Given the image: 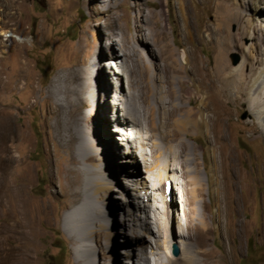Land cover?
<instances>
[{
    "label": "rangeland",
    "instance_id": "1",
    "mask_svg": "<svg viewBox=\"0 0 264 264\" xmlns=\"http://www.w3.org/2000/svg\"><path fill=\"white\" fill-rule=\"evenodd\" d=\"M215 2L216 0H0V119H9L15 131L9 151L12 163L0 168V256L2 251L10 250V263L20 261L21 258L17 259L16 254L21 252L26 264H76L75 243L64 232V217L71 210L69 179L64 171L70 156H74L75 142L70 143L61 138L62 132L58 130L63 121L77 116L84 123L85 137L93 150L90 154L94 160L87 164L96 172V178L105 182V189L114 186V190L104 192L98 188V184L95 186L96 192H91L99 202L101 223L106 227L107 238L111 237L107 249L104 247V237L93 238L91 264H127V257L133 264H139L137 247L129 232L126 233L127 236L119 232V223L122 209L126 205L133 209L136 224H143L145 213L136 209L137 198L132 200V191L128 189L132 182H126V176L113 166L106 149L108 142L104 133L115 136L117 142L131 150L135 149L137 138L121 124L113 125L112 96L116 94L124 100L127 84L124 76H119L121 80L118 74L115 75L116 79L115 76L112 77L105 65L110 62V53H122L123 39L136 43L151 32L162 33V40L158 45L161 49L154 46L153 52H150L134 44L136 52L130 53L127 60L131 79L145 84L149 81L152 84L156 80L154 78L163 74L167 79L180 76L182 68H187L185 63L189 57L190 75L206 82L205 75L211 70L216 50L214 32L232 35L239 23L233 14L234 17H228L224 24L218 26L219 22L214 20L213 13ZM224 2L229 3L230 9L234 10L240 8L242 0ZM135 3L140 4L138 7L142 17L136 15ZM254 6L259 15V36L253 44L257 51L264 52V8H258V4ZM3 32L5 35L2 36ZM109 38L113 42L110 48L107 44ZM239 43L248 46L245 38H241ZM143 55L150 61L142 59ZM226 59L230 65L238 66L241 62L238 49L226 53ZM117 66L115 69L120 71L118 63ZM73 72L82 79H90L84 89L88 98L87 106L82 107L79 102H72L69 108L60 97L46 100L56 79L62 74ZM148 72L150 75L143 77L142 73ZM171 87L178 94L179 87L174 82ZM248 100L249 96L241 104H236L232 99L222 97L214 111L223 114V123L231 128L230 145L226 147L240 157V168L247 173L240 188L237 187V192L239 197L245 199L243 191L246 188L249 191V202L245 203L240 213V221H244L248 229L247 235L241 240V252L234 264H264V133L259 130L260 124H256L249 113ZM184 102L185 99H181L182 107H185ZM58 104L62 106V112L53 115L51 109ZM198 104L197 101L196 107ZM123 116L126 121L128 116ZM253 128L257 130L256 133H253ZM123 129L127 135L121 134ZM195 131L189 126L186 129L187 139L181 140L188 147L189 157L194 150L195 163L201 169L202 158L198 146L204 140ZM126 138H132L133 141ZM147 152L146 150L145 153ZM146 158L154 165L152 168L144 167L139 162L137 169L143 177L134 183H139L140 186L142 183L147 184L145 190L149 192L150 200L145 199L143 203L155 207L160 223L167 224L170 236L167 239L169 255L178 258L181 252L178 246L180 241L174 235L179 230L178 222H184L180 188L169 181V195L155 190L147 176H150L148 170L156 171L155 164L159 156L155 153L151 158ZM130 159L128 154L118 153L115 156L116 161ZM208 160L204 154L205 171L209 169ZM117 165L131 164L121 162ZM113 167L116 170L115 181L110 180V175L114 174ZM177 177L178 182H182L178 175ZM78 179L81 182L83 177L79 176ZM184 181L186 191L190 192L188 179L185 178ZM9 187L21 190L26 213L24 218L20 210L5 203V191ZM120 188L125 192L126 204L123 203ZM208 191L209 195L206 187H202L197 205L208 206L205 218L207 225L212 228L216 226L215 208L209 203L208 196L211 197L212 194ZM189 196L188 193L187 197ZM226 208L227 223L231 224L235 220L232 204L229 202ZM189 215L192 216V213ZM22 223L24 227H21ZM99 223L97 220V224ZM155 224L156 221L149 218L153 234H147L144 238L148 245L145 256L149 258ZM9 225H14L15 230L8 232ZM20 231L24 236L18 235ZM213 233L210 234L206 247L210 256L220 254L219 240ZM57 234L60 241L56 239ZM165 240V237L159 240L163 250ZM231 242L235 246V241ZM173 245L178 248L176 257L171 254ZM125 252L130 254L126 257Z\"/></svg>",
    "mask_w": 264,
    "mask_h": 264
},
{
    "label": "bare ground",
    "instance_id": "2",
    "mask_svg": "<svg viewBox=\"0 0 264 264\" xmlns=\"http://www.w3.org/2000/svg\"><path fill=\"white\" fill-rule=\"evenodd\" d=\"M218 2L219 0H216L213 12L214 20L219 22L217 23L218 26L233 14H235L239 23L236 26V32L232 35L221 34L219 31V33L214 32L216 50L213 55L211 70L205 75L206 82L197 80L190 75L189 57L185 63L187 68H182L183 72L180 76H171L167 79L166 75L163 74L154 78L156 80L152 84L149 81L148 84H145L142 81L131 79V70L128 67L127 60L130 53L136 52L134 44L150 52H153L154 46L161 49V47L158 48V45L161 43L162 33L151 32L146 34L144 38H140L141 42L136 43L123 39L122 53H110L111 59L108 60L110 62L105 65L109 68L112 77L118 74V78L121 80L119 76H124L127 84L124 100H121L119 95L114 94L112 96L113 125L121 124L137 138L135 149L131 150L121 142H117L115 136L104 133L106 142L109 144L106 143V149L112 159L113 166L117 168L116 170H120L123 176H126V178L124 177L126 182L127 180L133 182L130 185L134 187L130 190L132 191L131 195L138 200L136 209H141L145 213L143 224H136L134 219L136 215L133 214V209H129L126 205L122 209L123 218L121 217L119 223L121 227L119 232L124 236H127L126 233L129 232L137 247L136 256L139 258L137 259L139 264H234L235 258L241 252V240L247 235L248 228L244 221V223L240 221V213L245 203L249 202V191L248 188L244 189L245 199L239 197L237 192V187L240 188V183L246 178L247 173L240 168V157L234 154L229 147H226L231 140V128L223 123L224 115L216 113L214 108L219 106V100L222 97L230 98L234 103L241 104L245 97L249 96L247 103L249 113L253 121L260 124L259 130L264 133V59H262L264 52L257 51L253 44L256 37L259 36L257 26L259 15L254 4H258L260 9L264 8V0H242L240 8L234 10H232L233 8L230 9L229 3H225L224 0ZM135 4V7H137L136 15L142 17L138 7L140 4ZM1 35L3 36L5 33L3 32ZM241 38L248 40L247 47L240 45ZM107 44L109 48L113 44L110 38ZM235 48L238 49L241 62L234 67L227 61L226 53L228 54ZM142 59L150 61L145 55L142 56ZM117 63L121 68L120 71L115 69V67H118ZM142 74L144 77L149 72ZM89 80L82 79L75 72L62 74L56 79V84L52 85V90L47 93L46 100L51 97H60L69 108L72 102H79L82 107H86L88 98L84 89ZM173 82L179 87L178 94L171 87ZM183 98L185 99V107L181 105V99ZM197 101L199 104L196 107ZM194 108H196V111H194ZM51 112L53 115L61 113L62 106L58 104L52 107ZM123 114L128 116L126 121ZM59 126L58 131L63 133V136L61 133V138L70 143L75 142L74 156H70L69 164L64 171L69 179V196L71 198V210L64 217V232L75 243L76 257L74 259L76 264H91L94 252L91 244L93 238L95 236L104 237L106 241L104 247L106 249L111 240L110 236L107 238L108 232L105 225L101 223L102 212L99 208V202L91 192H96L95 186L98 184L100 186L98 188L104 192L105 190L106 192L114 190V186H108L105 189V182H100L96 178V172L87 164L94 160L90 154L93 150L90 144L87 143L86 130L81 118L75 116L68 121H63ZM189 126L193 127L194 130L196 129L195 132L200 134L204 140V143L198 146L202 158L201 169L195 163L194 150H192V156L189 157L188 147L181 140L187 139L186 129ZM252 131L253 133L257 132L254 128ZM121 134L127 135L125 129ZM14 138L15 131L9 119H0V168L7 167L8 164L12 163L9 151L12 148L11 144ZM126 140L133 141L132 138H126ZM217 140L219 145H217ZM138 144H140L139 147ZM146 150L147 153H145ZM118 153L128 154L129 159H131L116 161L115 156ZM155 153L159 156L155 164L156 171L153 172L148 168L149 172H146L150 176H147V180H151L150 184L162 194L165 193V182L172 181L180 188L182 206H184L182 207L184 222L182 224L178 222L179 230L174 235L180 241L178 246L181 252L178 258L169 255L167 239L170 236L167 224L165 222L160 223L158 211L155 207L143 203L145 199L150 200L149 192L145 190L147 184L142 183V186H140L139 183H134L143 177L137 169L139 162L144 167L152 168L154 164L150 163L146 156L151 158ZM204 154L209 159L208 171L203 168ZM121 162L131 165H117ZM116 170L114 168V174L110 175L112 181H115ZM177 173H180V175ZM177 175L182 179V182H178ZM79 176L83 177L81 182L78 179ZM185 178L188 179V184L191 186L190 192L186 191ZM203 186L206 187L208 195V190L212 194L211 197L208 196L209 203L215 208L216 226L212 228L207 225L205 218L208 206L201 204L198 207L197 205V197L200 196ZM140 189L144 192L143 195H138ZM5 192L6 205L20 210L24 218L26 213L23 209L24 204L21 199L20 188L9 187ZM120 192L123 196L122 199H124L123 203L126 204L125 192L121 188ZM188 193L189 198L187 197ZM229 202L232 204V212L235 217L234 222L231 224H228L226 219V206ZM190 204L192 205L191 208L189 207ZM163 212L166 213V210H163ZM189 213H192V216ZM149 218L156 221L153 246H150V258L145 256V249L148 245L144 240L147 234H153L149 227ZM97 220L100 221L99 224H97ZM8 227V232L15 230L14 225ZM21 227H24V223ZM211 233L219 240L220 254L216 256H210L209 250L206 248ZM18 235H23V232H18ZM163 237L166 239L164 250L161 249L159 244L160 238ZM232 240L235 241V246L232 245ZM129 254V252H125L126 257ZM22 255L21 252L17 253V259L21 258V260L17 263H10V250L2 251L0 264H26ZM127 259L129 260V262H126L127 264H133L130 258L127 257Z\"/></svg>",
    "mask_w": 264,
    "mask_h": 264
},
{
    "label": "water",
    "instance_id": "3",
    "mask_svg": "<svg viewBox=\"0 0 264 264\" xmlns=\"http://www.w3.org/2000/svg\"><path fill=\"white\" fill-rule=\"evenodd\" d=\"M171 253L173 256H178V248L176 245L172 246V252Z\"/></svg>",
    "mask_w": 264,
    "mask_h": 264
},
{
    "label": "clouds",
    "instance_id": "4",
    "mask_svg": "<svg viewBox=\"0 0 264 264\" xmlns=\"http://www.w3.org/2000/svg\"><path fill=\"white\" fill-rule=\"evenodd\" d=\"M132 183H133V182H132ZM169 183H170V182H169ZM133 187H134L133 185H130L128 189L130 190V189H132ZM170 190H171V188H170ZM140 191H141V189H140ZM140 191L138 192V195H143V194L140 193ZM135 199H136V197L133 196V197H132V200H135ZM137 259H139V258H137ZM137 262H138V261H137ZM138 263H139V262H138Z\"/></svg>",
    "mask_w": 264,
    "mask_h": 264
},
{
    "label": "trees",
    "instance_id": "5",
    "mask_svg": "<svg viewBox=\"0 0 264 264\" xmlns=\"http://www.w3.org/2000/svg\"><path fill=\"white\" fill-rule=\"evenodd\" d=\"M172 29H173V27H172ZM56 239L58 240V241H60V239H58V234L56 235ZM61 248L59 247V250H60Z\"/></svg>",
    "mask_w": 264,
    "mask_h": 264
}]
</instances>
